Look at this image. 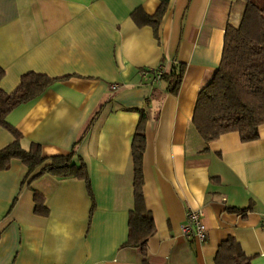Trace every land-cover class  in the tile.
Returning a JSON list of instances; mask_svg holds the SVG:
<instances>
[{"label":"crops","instance_id":"crops-1","mask_svg":"<svg viewBox=\"0 0 264 264\" xmlns=\"http://www.w3.org/2000/svg\"><path fill=\"white\" fill-rule=\"evenodd\" d=\"M158 7L159 0H0L1 89L14 92L30 72L58 80L7 122L24 150L74 152L92 193L83 181L50 175L21 185L26 170L13 161L0 172V264H141L137 249L122 246L133 208L131 143L138 110L153 94L143 156L144 202L156 228L148 264H215L229 238L252 264H264V125L254 142L228 133L205 144L192 123L226 27L239 26L244 4L170 0L156 38L131 14ZM180 64L177 96L144 75ZM12 141L0 127V149ZM35 192L46 217L34 212ZM189 210L203 214L204 243L182 232Z\"/></svg>","mask_w":264,"mask_h":264},{"label":"trees","instance_id":"trees-1","mask_svg":"<svg viewBox=\"0 0 264 264\" xmlns=\"http://www.w3.org/2000/svg\"><path fill=\"white\" fill-rule=\"evenodd\" d=\"M240 1L244 4L241 22L236 28L226 27L220 64L211 81L197 96L192 123L205 144L228 133H237L242 143L254 142L259 139V129L264 125V0ZM169 2L159 0V7L153 15L137 8L131 18L137 27H151L158 38L159 25ZM3 76L0 71V82ZM183 77V65L171 66L169 71L163 70L160 85L165 87L166 93L177 96ZM56 81L30 72L20 78L14 92L6 93L0 87V127L13 138L10 144L0 149V172L7 171L13 161H19L26 170L21 185L28 179L33 181L44 175L73 178L85 182L92 195L86 165L82 160L76 164L74 152L45 157L37 144L24 150L21 147L22 135L7 122L13 110L38 98ZM154 96L147 100L145 109L138 110L139 120L130 151L133 208L129 212L128 238L122 246L137 249L141 264H148L147 243L156 234L153 217L146 209L143 196L145 128L150 118L148 108ZM33 199L35 214L46 217L48 209L43 196L35 192ZM214 262L252 264V258L243 253L234 239L229 238L219 245Z\"/></svg>","mask_w":264,"mask_h":264},{"label":"built area","instance_id":"built-area-1","mask_svg":"<svg viewBox=\"0 0 264 264\" xmlns=\"http://www.w3.org/2000/svg\"><path fill=\"white\" fill-rule=\"evenodd\" d=\"M163 72L161 68L160 71H146L144 75L151 74L153 76V84L160 85V77ZM113 90L117 89V86L112 87ZM262 229L264 230V221L262 223ZM182 232L187 239L194 238L201 243L206 241L207 228L204 223V217L200 210H189L186 213L185 222L182 225Z\"/></svg>","mask_w":264,"mask_h":264}]
</instances>
